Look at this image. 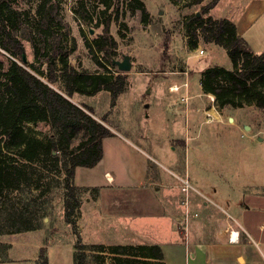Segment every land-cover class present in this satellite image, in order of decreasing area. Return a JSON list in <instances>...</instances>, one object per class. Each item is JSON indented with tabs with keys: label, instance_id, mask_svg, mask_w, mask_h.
<instances>
[{
	"label": "rangeland",
	"instance_id": "obj_1",
	"mask_svg": "<svg viewBox=\"0 0 264 264\" xmlns=\"http://www.w3.org/2000/svg\"><path fill=\"white\" fill-rule=\"evenodd\" d=\"M40 1L42 0L26 3L15 0L12 7L23 13L22 18L31 20ZM51 1L57 7L62 25H67L65 28L62 25L54 27V35L60 36V45L65 47L68 61L78 71L92 73L99 70L92 60V57L99 55L92 53L87 43L101 34L103 22L108 17L112 19L109 33L117 42L113 59L121 61L124 56H128L131 62V69L125 73L127 88L118 96L114 106L110 93L105 91L91 97L75 94L72 96L73 101L83 102L92 108L97 120L105 116L104 124L113 130L124 133L130 129L133 132L132 139L148 151L147 144L153 141L166 144V140L158 137L156 130L150 128L155 97H167V93L178 95L170 100V107H165L164 110L171 122L170 129L173 130L168 144L176 150L174 161L150 163L159 171L162 169L166 173L169 170L179 176L176 179L169 173L170 180L180 188L181 180L187 178V172H197L201 176L218 174V181L222 183L220 187L231 195L233 201L264 203V110H259L254 105L220 109L214 96L204 93L202 97L209 113L203 116V120L191 121L197 125L195 131L191 132L189 126L188 133L186 104L179 96L184 93H203L200 90V77L201 72L208 67L231 69L226 51L218 45L199 42L195 49H190L191 39L186 29L192 23L193 16L204 20L210 16L212 19L232 21L250 50L259 54L264 51V0H219L205 15L201 13L203 8L213 0H142L148 14V24L141 22L138 11L132 13L129 10L130 0H115L108 9L98 0ZM80 4L87 9L90 22L83 21L73 12V8ZM16 34L24 45L27 65L33 64L34 71L44 72L50 57L51 38L46 49L38 41L44 56H40V62L36 63L28 38H39L35 35L31 22L26 20ZM72 40L76 43L74 49ZM8 59L5 53L0 52V60L5 65ZM56 64L60 67L58 61ZM105 67L113 75L117 74L116 67L107 64ZM27 69L34 72L29 67ZM186 83L188 84L183 85ZM173 86L178 89L172 91ZM52 87L62 92L59 84ZM149 103L151 105L145 108V104ZM26 130L41 141H45L52 133L44 122L29 123ZM194 132L197 136L193 137L190 134ZM166 152L171 154L169 146H165ZM55 178L61 179L62 174L55 175ZM35 195H39V192L13 194L11 201L19 209ZM63 195L61 187L55 188L51 193L40 197V204L30 208L31 211H36L34 220L40 227L38 230L0 235V264H35L40 249H45L48 264H74L77 235L65 222ZM80 197V205L85 208L86 195ZM80 213L78 210L77 223ZM169 223L168 221L166 224ZM77 231L82 244L86 246L103 243L108 245L105 242L123 244L107 231H102L101 234L88 231L85 224L81 229L78 227ZM87 248L85 264H93L92 254Z\"/></svg>",
	"mask_w": 264,
	"mask_h": 264
},
{
	"label": "trees",
	"instance_id": "obj_2",
	"mask_svg": "<svg viewBox=\"0 0 264 264\" xmlns=\"http://www.w3.org/2000/svg\"><path fill=\"white\" fill-rule=\"evenodd\" d=\"M14 1L0 0V52L9 57L6 65L0 60V235L38 230L40 227L34 220L36 211L30 208L40 204V197L61 187L64 191V219L77 235L74 264H85L87 247L93 264H165L159 245L86 246L77 231L80 196L97 189L75 186V169L96 166L102 158L103 139L114 134L104 124L105 116L97 120L92 108L77 105L72 96L91 97L105 91L110 93L114 106L118 96L125 92L128 84L125 73L116 70L117 74L113 75L105 67L106 64L116 67L113 58L117 42L109 33L112 19H105L101 34L87 43L91 52L99 55L92 57L99 70L87 73L78 71L68 61L65 47L60 45V36L54 35V27L62 25L54 2L40 1L33 18L29 20L22 18L23 13L12 7ZM21 1L29 3L34 0ZM98 1L108 9L115 0ZM218 1L213 0L201 13L207 14ZM128 6L132 13H140L142 23L148 22L142 0H130ZM73 12L83 21H91L82 4L73 8ZM26 20L31 22L39 38H28L36 63L40 62V56H44L42 50L47 48L51 38L50 57L44 72L34 71L33 64L27 65L22 60L25 48L16 32ZM186 30L191 39L190 49H195L199 42L212 43L222 47L231 62L229 70L210 66L201 72L203 93L212 94L220 109L254 105L264 110V51L259 54L252 52L238 34L236 25L228 19H212L209 16L204 20L194 15ZM72 41L74 49L76 43ZM164 46H167L166 43ZM55 84L61 86L62 92L52 87ZM37 122H44L52 132L45 141L32 137L26 130L27 124ZM57 174H62V178L56 179ZM33 191L39 192V195L31 196L19 209L11 201L13 194ZM39 254L35 264H48L45 249H40Z\"/></svg>",
	"mask_w": 264,
	"mask_h": 264
},
{
	"label": "crops",
	"instance_id": "obj_3",
	"mask_svg": "<svg viewBox=\"0 0 264 264\" xmlns=\"http://www.w3.org/2000/svg\"><path fill=\"white\" fill-rule=\"evenodd\" d=\"M202 94L179 95L186 104L188 133L189 126L191 132L197 125L191 121L203 120L209 113ZM177 96L167 93V97H155L150 116V128L167 145L153 141L147 144V151L132 139L130 129L121 133L107 126L114 135L103 139L99 163L75 169V186L97 189L85 194V208L79 206L77 226L81 229L85 224L88 231L100 234L107 231L123 243L120 245H159L165 264H264V203L233 201L220 187L218 174L201 176L187 169L191 189L185 194L170 180L171 175L179 176L152 165L173 160L176 153L168 144L173 130L164 110ZM165 146L171 154L165 153Z\"/></svg>",
	"mask_w": 264,
	"mask_h": 264
},
{
	"label": "water",
	"instance_id": "obj_4",
	"mask_svg": "<svg viewBox=\"0 0 264 264\" xmlns=\"http://www.w3.org/2000/svg\"><path fill=\"white\" fill-rule=\"evenodd\" d=\"M23 62H26V56H23L22 58ZM113 65L117 67V69L122 73H127L131 69V62L128 58V56H124L121 61H113ZM145 108L148 107V104H145ZM248 129V127H246Z\"/></svg>",
	"mask_w": 264,
	"mask_h": 264
},
{
	"label": "built area",
	"instance_id": "obj_5",
	"mask_svg": "<svg viewBox=\"0 0 264 264\" xmlns=\"http://www.w3.org/2000/svg\"><path fill=\"white\" fill-rule=\"evenodd\" d=\"M184 85H186V84H184ZM173 87H176V88L178 89L177 86H173ZM173 87H171V88H173ZM177 89H176V90H177ZM190 189H191V186H190L189 180H188V178H185V179L182 181L181 191H182L183 193L186 194V193H188V191H189ZM184 203H186V201H184ZM233 238H234L233 233H231V234H230V237H229V240L232 241Z\"/></svg>",
	"mask_w": 264,
	"mask_h": 264
},
{
	"label": "bare ground",
	"instance_id": "obj_6",
	"mask_svg": "<svg viewBox=\"0 0 264 264\" xmlns=\"http://www.w3.org/2000/svg\"><path fill=\"white\" fill-rule=\"evenodd\" d=\"M176 89H177L176 87L171 88L172 91H175ZM209 96H210V95H209ZM210 97H212V95H211ZM210 99H211V98H210Z\"/></svg>",
	"mask_w": 264,
	"mask_h": 264
}]
</instances>
